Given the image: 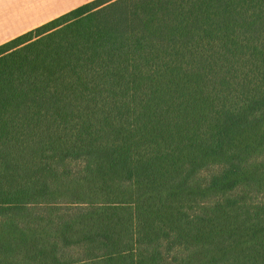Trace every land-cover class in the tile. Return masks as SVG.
Segmentation results:
<instances>
[{
  "label": "trees",
  "instance_id": "1",
  "mask_svg": "<svg viewBox=\"0 0 264 264\" xmlns=\"http://www.w3.org/2000/svg\"><path fill=\"white\" fill-rule=\"evenodd\" d=\"M0 264H264V0H91L1 44Z\"/></svg>",
  "mask_w": 264,
  "mask_h": 264
},
{
  "label": "crops",
  "instance_id": "2",
  "mask_svg": "<svg viewBox=\"0 0 264 264\" xmlns=\"http://www.w3.org/2000/svg\"><path fill=\"white\" fill-rule=\"evenodd\" d=\"M91 0H0V45Z\"/></svg>",
  "mask_w": 264,
  "mask_h": 264
}]
</instances>
